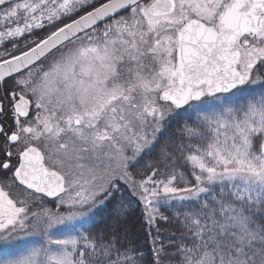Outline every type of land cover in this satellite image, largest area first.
I'll list each match as a JSON object with an SVG mask.
<instances>
[{
    "label": "snow or ice",
    "instance_id": "1",
    "mask_svg": "<svg viewBox=\"0 0 264 264\" xmlns=\"http://www.w3.org/2000/svg\"><path fill=\"white\" fill-rule=\"evenodd\" d=\"M0 264H264V0H0Z\"/></svg>",
    "mask_w": 264,
    "mask_h": 264
},
{
    "label": "trees",
    "instance_id": "2",
    "mask_svg": "<svg viewBox=\"0 0 264 264\" xmlns=\"http://www.w3.org/2000/svg\"><path fill=\"white\" fill-rule=\"evenodd\" d=\"M139 215V209H136L132 214H131V221L133 223V231L135 232V242L136 243H144L145 237L144 235L139 231V224L136 222L137 218ZM145 250H147V245L145 246Z\"/></svg>",
    "mask_w": 264,
    "mask_h": 264
}]
</instances>
